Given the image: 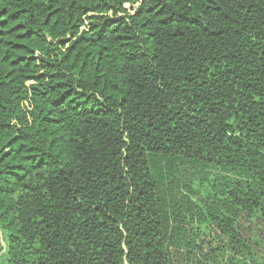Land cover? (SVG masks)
<instances>
[{
    "label": "trees",
    "instance_id": "obj_1",
    "mask_svg": "<svg viewBox=\"0 0 264 264\" xmlns=\"http://www.w3.org/2000/svg\"><path fill=\"white\" fill-rule=\"evenodd\" d=\"M0 264H264V0H0Z\"/></svg>",
    "mask_w": 264,
    "mask_h": 264
},
{
    "label": "rangeland",
    "instance_id": "obj_2",
    "mask_svg": "<svg viewBox=\"0 0 264 264\" xmlns=\"http://www.w3.org/2000/svg\"><path fill=\"white\" fill-rule=\"evenodd\" d=\"M128 8H129V6H128Z\"/></svg>",
    "mask_w": 264,
    "mask_h": 264
}]
</instances>
